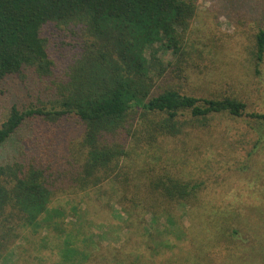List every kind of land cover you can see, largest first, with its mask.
<instances>
[{
  "label": "rangeland",
  "instance_id": "374dc122",
  "mask_svg": "<svg viewBox=\"0 0 264 264\" xmlns=\"http://www.w3.org/2000/svg\"><path fill=\"white\" fill-rule=\"evenodd\" d=\"M259 29L264 0H196L194 17L181 31L182 53L153 45L149 59L154 51L163 68L157 63L152 94L172 88L198 98L233 97L245 103V113L215 115L206 127L191 126L182 114L180 121L187 122L181 132L136 148L123 161L127 176L121 180L109 176L84 188L72 186L71 178L61 183L57 173L74 180L80 169L83 124L71 116L51 129L41 118H27L0 146V162L19 152L26 157L36 133L53 135L56 169H44L50 211L39 217L40 227L16 228L11 240H2L0 264H57L66 239L86 246L99 264L108 258L110 264L114 258L131 264H264V124L247 115L264 113V54L255 59ZM44 34L58 69L80 56V25L50 24ZM54 96L53 85L34 74L0 80V125L10 105L48 106ZM127 137L121 141L134 148ZM71 156L73 167L66 164ZM165 173L199 183L196 201L169 204L168 213L148 204L150 181Z\"/></svg>",
  "mask_w": 264,
  "mask_h": 264
},
{
  "label": "trees",
  "instance_id": "16d2710c",
  "mask_svg": "<svg viewBox=\"0 0 264 264\" xmlns=\"http://www.w3.org/2000/svg\"><path fill=\"white\" fill-rule=\"evenodd\" d=\"M195 9L196 0H0V80L14 76L25 80L34 74L55 90L48 106L21 110L10 105L0 125V146L20 131L27 118H41L53 129L54 123L75 117L83 124L77 150L82 163L74 180L61 173L57 178L84 188L109 176L126 177L123 161L131 159L136 148L145 150L160 138L178 135L187 122L179 119L184 113L191 118V126L199 127L209 125L215 115H244L245 103L233 97L198 98L172 88L152 94L156 65L163 67L154 51L151 60L147 52L158 43L176 56L181 54V31L188 27ZM50 24L80 25L85 35L80 56L59 69L44 34ZM255 38L259 62L264 30L259 29ZM247 115L264 124V113ZM127 136L134 148L121 141ZM53 138L38 132L34 149L28 151L36 152V158L19 152L0 162V248L16 228L40 227L39 217L50 211L52 190L44 169H56ZM72 159H66L67 166L73 167ZM149 184L152 190L146 202L165 213L169 204L195 202L200 192L199 183L169 173ZM53 211L58 216L59 211ZM98 259L86 246L80 248L66 239L57 264H99ZM102 261L110 264L109 258ZM111 264L131 263L114 258Z\"/></svg>",
  "mask_w": 264,
  "mask_h": 264
}]
</instances>
